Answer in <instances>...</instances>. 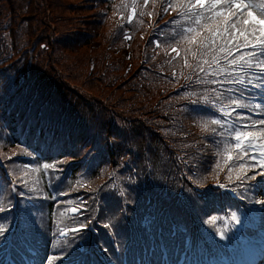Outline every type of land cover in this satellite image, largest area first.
<instances>
[{
	"label": "trees",
	"instance_id": "obj_1",
	"mask_svg": "<svg viewBox=\"0 0 264 264\" xmlns=\"http://www.w3.org/2000/svg\"><path fill=\"white\" fill-rule=\"evenodd\" d=\"M169 3L173 7L164 11ZM76 7L65 0H40L37 6L34 0H0V143L13 151L4 160L20 164L25 154L31 164H53L61 173L56 178L46 171L50 184H42V193L27 184L33 205L20 207L24 219L18 222L13 211L23 200L12 197V186L0 172V184L7 186L0 192V227L5 229L0 239L7 234L3 239L12 259L45 264L43 254L51 252L65 259L60 264H178L180 257V264H201L197 249L205 260L229 264L233 231L224 223L230 211L243 220L253 212L250 222L258 230L248 225L245 230L258 238L257 246L264 245L258 234L263 233L264 205L256 203L264 200V180H237L244 170L236 161L235 141L227 132L219 135L224 129L211 123L222 118L219 107L202 99L215 100L211 89L218 86L197 82L203 76L197 63L211 56L194 57L196 45L177 35L196 27L179 14V0H86L83 9L91 7V12L85 24L70 14ZM247 9L262 18L260 10ZM39 14L49 20L41 25L45 29L32 23ZM94 39L102 51L91 54L92 71L84 76L89 97L69 88L60 74L77 71L78 59L69 68L63 61L78 51L94 52ZM241 74L247 79V72ZM15 185L27 190L20 181ZM38 194L47 201L35 200ZM70 206L78 213H63ZM54 210L63 219L56 221ZM201 216L212 230H201ZM74 227L81 229L58 237L59 230ZM262 254L256 264H264Z\"/></svg>",
	"mask_w": 264,
	"mask_h": 264
},
{
	"label": "snow or ice",
	"instance_id": "obj_2",
	"mask_svg": "<svg viewBox=\"0 0 264 264\" xmlns=\"http://www.w3.org/2000/svg\"><path fill=\"white\" fill-rule=\"evenodd\" d=\"M179 2L182 9L179 14L190 19L196 27H185L177 35L180 40L187 39L190 44L196 45L198 51L193 52L194 57L211 56L210 60L205 59L196 65L199 72L203 73V76H198L197 82L218 86L211 89L216 96L215 100H210L208 95L202 97L208 106L219 107L222 118L213 119L211 123L224 129L219 133L220 136L227 132L235 141L236 161L238 167L244 170V174L237 176V180L240 183L255 181L258 184L260 180H264V18H257L253 11L245 12L244 9L252 6L244 0ZM171 7L173 5L169 3L164 11ZM198 29L205 30L206 34L201 35ZM126 38L131 39L130 36ZM173 51L176 49L173 48ZM185 63L187 64V61ZM205 64L208 65L207 68L204 67ZM253 69L258 71H252ZM242 72H247V79ZM237 92L241 95L234 96ZM225 93H228L227 97ZM246 96L253 98L252 105L243 102ZM225 99L228 102L222 103ZM229 108L231 111H228ZM239 109L249 111L241 113ZM229 117L232 119H226ZM255 128H259V132L252 131ZM228 159L232 160L233 157L229 155ZM43 167L53 169L56 165L45 164ZM257 168L260 171H257ZM248 187L252 188L254 185L249 184ZM119 195L122 196L123 193ZM256 203L264 205V200ZM0 211L4 209L0 208ZM70 211L75 214L79 210L71 208ZM233 219L240 223L235 214ZM105 227L109 225L106 224ZM4 231L5 229L0 227V234ZM71 231L78 232L80 228L74 227Z\"/></svg>",
	"mask_w": 264,
	"mask_h": 264
},
{
	"label": "rangeland",
	"instance_id": "obj_3",
	"mask_svg": "<svg viewBox=\"0 0 264 264\" xmlns=\"http://www.w3.org/2000/svg\"><path fill=\"white\" fill-rule=\"evenodd\" d=\"M39 1L40 0H34L35 6H37L39 4ZM65 1L72 2L75 6H77L76 12H74L75 14L72 12L70 14L71 15L73 14L72 16H74L76 18V20L81 22L78 24H85L88 22L89 18H88L87 14L91 12L89 10L91 7H89V9L87 7L84 8L85 10L83 9V3L86 2V0H65ZM246 4L253 6L255 8V10L256 9L260 10V14H261L262 18H264V0H246ZM244 11L245 12H247V11H253L254 12V10H249V9H246V10L244 9ZM133 16H134L133 11L131 9L129 11V20H131L133 18ZM34 18H35L34 22H32V23L35 25L37 30H39V28L45 29L44 27L41 26V25H43V22H46L49 24V20L43 18L41 14L34 16ZM73 21H75V20H72V22ZM72 22H70V23H72ZM51 28H52V26L49 25V29H51ZM90 43H91V47H93L95 49L94 52H86V50L78 51L77 57H74V55H69L67 57V60L66 61L64 60L62 63V66L64 65L65 68H69L71 65L75 64L74 63L75 58L78 59L79 64H78L77 71L68 72V74L66 72H62L60 74L61 80H63L64 82H67L68 83L67 86L69 88L76 89L79 91V93H81L83 95H87V96H89V94H87V92H85L84 89H86L88 85L84 84V82L86 81L84 76H86L89 71H92V67H93L92 58H93V56L96 57L102 51V45L100 44V41L94 39V40H91ZM171 51H173V49ZM123 53L127 54V51L123 50ZM91 54L93 55L92 57H91ZM65 75L69 76V78H66L67 76H65ZM78 76H81V77H78ZM73 77H75V78L73 79ZM82 86H83V88H81ZM91 89L92 90H90V91H92V93H94V94L96 92H98L93 88H91ZM76 90H74L75 93H76ZM243 99L245 101H247L250 105L253 104V99L251 96H246ZM74 101L75 100L73 99V102ZM253 116L255 117V113L253 114ZM252 131L259 132V128L252 129ZM3 145H4L3 143H0V172L3 175V177L6 179V181L10 183L9 186L10 187L12 186V190L8 189V190H10L11 194L13 191L12 197H14L18 201H19V199L23 200V201H19V205H17L13 211V214L18 216L17 221L21 222L20 220H22L24 218L22 217V215H20V213L18 211L20 209V207L26 206V205L31 207L33 205V201H31V199H30V201L27 200V193L29 192L28 191L29 186L27 184H30L31 188L34 187L36 193H42V184H43V188H46L50 184V181H49L50 175L48 177V174H49L48 170L49 169H45L43 167V165L36 166L33 163L31 164L30 162H28L31 160V158H29V155L26 156L25 154L24 155L21 154V156L19 157L17 162H20V164L11 165L10 164L11 161L9 159H7V161H5L4 159H5V157H7V155L9 153H13V151L5 150V148L2 147ZM234 150H235V148H234ZM227 156H229V154ZM25 157H26V159H25ZM46 171L48 172V174ZM50 171L56 176V178L59 177V175L61 174L56 170V168L50 169ZM40 173H41L43 180L40 179ZM229 173L233 177L234 173L232 174V172H230V171H229ZM17 181L22 182L25 185L24 187L27 190L23 189L22 187L17 189V187L15 185V183ZM6 187L7 186L0 184V192H2L3 189H7ZM18 190H19V192H18ZM58 195H60V196H58V197H60V200H62V201L67 200V197L65 194H58ZM20 196H21V198H19ZM36 197H34V199L37 201H41V202L47 201V198H40L42 196H39V194L36 195ZM217 197H218V193H217ZM263 197H264V195H263ZM54 198H55V195L53 196V199ZM79 199H80V197L77 198V200H79ZM49 200H51V199H49ZM218 200H219V197H218ZM56 202H57V200H55L54 204ZM54 204H53V208H54ZM71 208H74V207L70 206L67 209V211H66V209H64L63 213L65 212L67 215L74 214L70 211ZM39 210H41V209H39ZM54 211H55V220L56 221H57V218L63 219L62 218L63 214L58 216V214H60V211H56V210H54ZM233 214H235V216H237V217L239 215L236 212L230 211L228 222H227V219L225 218V222H227V223H224V226L226 228L231 225L230 229L233 231L232 236L229 239L230 250H231V251H229V253L231 255L229 257V264H253L250 262H253L254 260H256L257 254H256V249H255V243L258 240V238H256L255 236L249 237L246 233L245 227H246V225H248V226L255 228V230H258L259 226L257 225L254 227V225L250 222L251 219L254 220L253 216H255V214L253 212L249 213L248 219H245V220H243L242 218L239 217L240 223H237L233 219ZM39 215H45V213L39 212L38 216ZM200 218L202 219L199 221L200 226L202 227L201 230H212L210 228L208 219L205 220L203 216H201ZM0 219L2 220L1 217H0ZM209 220L214 221V222L218 221V219L216 220L215 217H211V218H209ZM28 221H31L30 216L28 218ZM35 221H36V219H35ZM189 221H191V225L193 226L194 220L189 219ZM6 228H7V226H6ZM241 230H245V231H241ZM168 231H171V230H168ZM176 231L177 232L182 231V232H184V234L188 233V230H176ZM67 232H68L67 230H59L58 237L64 238L66 236ZM69 232H72L71 229L69 230ZM262 232L263 233L258 231V234L263 237L264 230H262ZM5 235H7V234L2 235L1 239H0V264H16L14 259H12V257L10 256V254L8 252L9 250L7 249V244L5 243V241L3 239V237ZM190 236L191 235L189 232L188 242L191 240ZM218 237H222V234L219 233ZM223 239H225L224 236H223ZM6 240H8L7 237H6ZM37 246H38L37 244H32V245H30V248L41 251L39 246H38V248H36ZM32 252H33V250H32ZM38 253H40V252H37V254ZM35 254H36V251L34 253H31V256H33ZM52 254H54V253L50 252L49 254L48 253L43 254V259L41 261H44L45 258H47V261L44 262L45 264H60V262L62 263L65 261V259L60 260V258H62L61 255H59V254L52 255ZM182 255H184V251H182L181 256ZM206 256L210 257L211 254L208 253ZM49 257H52V259L49 260L48 259ZM196 257H197L198 262H200L201 264H205V263H211L212 264L213 262H214V264H216V262H215L216 258H210L208 260H205V258L203 256L199 257V251L197 249H196ZM263 257H264V255L262 254L261 258H263ZM180 260H181V257H180V259H178V261H180ZM221 261H224V260L221 259ZM27 264H29V263H27ZM178 264H180V263H178ZM217 264H220V261Z\"/></svg>",
	"mask_w": 264,
	"mask_h": 264
}]
</instances>
